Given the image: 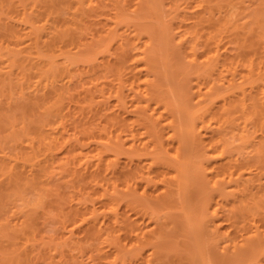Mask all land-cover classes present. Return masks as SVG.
Returning <instances> with one entry per match:
<instances>
[{"label":"bare ground","instance_id":"obj_1","mask_svg":"<svg viewBox=\"0 0 264 264\" xmlns=\"http://www.w3.org/2000/svg\"><path fill=\"white\" fill-rule=\"evenodd\" d=\"M17 1L21 10L14 16L28 25L26 36L29 40L22 45L24 38L21 34L11 32L8 40L0 42V80L4 79L5 82V78L10 79L7 76L13 75L16 68V79L22 93L25 89L22 90L23 86L34 90L63 81L57 84L59 86H53V100L43 111L53 116L52 123L48 122L45 128L49 130L47 133L53 142L50 149L58 145L61 152L53 164L61 168V173L103 187L99 197H106L112 202V205L105 202L100 212H97L99 208L93 206L83 212L79 208L69 209L61 220L62 227H69L67 229L71 235L75 227L86 223L84 229L88 233L92 232L93 240L105 231L118 250L125 248L121 239L126 240L130 244L128 249L134 252L129 264H163L161 256L154 255L155 251H159L153 247V232L144 230L142 222L131 218L128 211L138 206L143 214H149L156 221L159 218L158 205L161 207L176 202L183 210L184 223L192 224V227L188 226L193 228L190 229L192 233L188 231L192 240L190 249L186 248L191 251V254L188 252L190 260L200 252L205 241L207 245L211 239H216L212 242L218 248L215 250L218 256L206 247L204 254L199 256L200 264H227L225 260L230 259V256L235 257L232 258L234 262L238 258L244 262L247 258L243 257L247 253L248 256L253 254L255 258L262 257L264 261V184L260 183L264 174V19L258 15L253 17L257 27H262L256 33L259 48H253L246 42L252 33H247L245 21L238 22L234 18L241 6L233 0H171L167 5L168 11L158 5L157 0H136L134 3L130 0H75L72 12L82 13V9L85 10L83 26L90 30L88 44L82 40L73 46L75 49L72 45L68 47V32L57 27L59 44L41 43L40 31L53 13H47L43 23H36L32 15L39 8V0ZM214 12L218 13L216 19L213 17ZM11 16L10 19L14 17ZM68 20L77 23L81 19L77 20L72 15ZM121 26L132 28L134 33H124V27L121 31ZM143 35L146 38L142 41ZM176 35L178 39L173 42ZM229 43L234 44V49L227 53L226 44ZM72 48L76 51L73 52ZM4 54L5 59L2 58ZM97 55H101V60L96 64ZM181 55L187 59L188 64L185 65L201 66L203 75L209 77L205 90L197 85L195 89L190 86L193 89L190 91L183 81L186 74L178 72L181 67L177 70L171 65L172 60ZM58 57L62 59L61 68L58 66ZM85 61L90 66L87 68L85 65L86 70L82 71L89 76L86 80L90 86L86 83L87 87L83 88V103L74 113L70 109L62 112L59 102L65 94L63 91H66L63 90L64 86L72 82L75 75H80L78 69V73L74 74L70 68L73 64ZM2 68L5 71H1ZM190 69L184 71L190 74ZM3 72L5 75L2 78ZM75 81L79 82V79ZM198 81L194 80V85ZM224 84V90L221 87L216 90L217 85ZM7 89L10 87L1 88L0 92H6ZM129 114L133 117H127ZM86 116L96 117L97 120H85ZM45 124H41L35 132L28 125L32 129L28 127L27 133L29 130L42 137ZM142 134L146 137L143 138ZM83 137L86 140L83 141ZM232 144V149L235 147L239 152L251 154L249 158H255L246 161L231 158L228 153ZM24 145L27 144L24 142ZM121 156L126 159L122 165L119 164ZM48 162L47 159L45 163ZM169 171L173 174H169ZM201 173L203 179H198ZM203 173H208L206 186L208 183L210 185L203 189V183V187L195 184L197 188L203 189L201 192L198 190L200 194L196 197L191 189L194 183L204 182ZM119 183H122L121 188H118ZM230 185L232 189L226 192L225 188ZM148 188H152L153 192L148 191ZM228 196L232 202L229 201V207L226 208ZM223 211L226 212L220 214ZM195 216H199V220L202 223L204 220L205 224L198 222L200 225L197 224L194 229L190 220ZM105 219H108V223L103 228ZM76 220L78 224H75ZM224 224L227 226L223 227ZM203 235L207 237L203 238ZM207 238H211L210 242ZM144 243H151L154 248L145 256L142 254ZM219 243H222V254L217 253ZM91 247V251L96 249L95 245ZM95 252L93 255L96 257L92 253L87 255L89 258L86 257L90 264L97 263L99 256ZM137 260L140 262L135 263Z\"/></svg>","mask_w":264,"mask_h":264},{"label":"rangeland","instance_id":"obj_2","mask_svg":"<svg viewBox=\"0 0 264 264\" xmlns=\"http://www.w3.org/2000/svg\"><path fill=\"white\" fill-rule=\"evenodd\" d=\"M0 1L3 2V3L2 2L0 3V32H1L0 33V42H2V41L5 42L6 40H8L9 34L11 32H17V33L21 34V37L24 38V42L22 43V45L26 44V40L27 41L29 40V38H27V36H26V33H27L26 30H28V27H27L28 25L25 24L24 21L17 20V17L15 18V16H14L18 11L21 10V8L17 5L18 1L17 0H0ZM9 1H11V2H9ZM131 1H133V3H134L136 0H130V2ZM157 1H158V5H161L165 11H168L167 5L169 6V3L171 2V0H157ZM233 1L236 3V5L241 6L240 9L238 7L237 13L235 14L234 18L236 20H238V22L245 21L247 33L253 34V35L250 34L247 37V41H246L247 44L251 45V47H253V48L254 47L259 48L258 45H260V44H258L256 41V35H257L256 33H258V31L260 32L262 27L264 28V23L262 22L261 28L257 27V23L255 22L253 17L255 15H258L260 17V19H264V0H240V1L239 0H233ZM7 2H8V4H7ZM45 4L46 5L49 4V5L46 6ZM74 4H75V0H54V1L53 0H39L37 2V6L39 8L32 15L34 17V19L36 20V23H43L44 22L43 20L46 17V14L49 12L53 13V14H51L52 17L50 18L49 22L45 25V28H43L40 31L41 43L48 42V43L59 44L58 32L55 29V27H57V28H61L62 30H66L65 33L68 32L66 34V36H67L66 40H67L68 47H70L71 45H72L71 47H73L78 42H83V41L85 44L86 43L88 44V41L90 40V35H89L90 30L84 28V26H83V24L86 20V18L83 17V14H85L86 12H85V10L82 9V13H74L73 14L72 11L74 9H72V8H74ZM50 9H51V11H50ZM53 11H56V12H53ZM58 12H60V13H58ZM54 13H55V15H54ZM11 15L14 17H12ZM72 15L75 16L77 20H79V19H81V20L78 21L77 23H73L72 20H68V19H71ZM217 15H218L217 12L213 13V17L215 19H216V17H218ZM7 16L9 17V19ZM10 16L12 17L11 19H10ZM37 21H39V22H37ZM69 23H71V24H69ZM60 25H61V27H60ZM147 25H149V22ZM147 25H145V26H147ZM122 27H124V26H121L120 29ZM146 28H148V27H146ZM122 29H121V31H122ZM250 30H251V32H250ZM125 32L129 33V35H131L130 34L131 32H132V34L134 33L132 28H127V27H124V33ZM176 36L174 37L173 42H176V40L178 39V36L177 37ZM42 38H44V39H42ZM145 38H146V36L143 35L140 40L143 41V39H145ZM226 45H227L226 46L227 53L230 51H233V49H234L233 45L234 44L229 43ZM73 48H75V47H73ZM73 48H72V51L74 50ZM249 48H250V46H249ZM75 51L76 50H74L73 52H75ZM83 51L85 52L86 50H83ZM84 52H83V54H85ZM81 53H82V51H81ZM86 53H87V51H86ZM4 56H6V54H4L2 56V58L5 59ZM97 57H98V59L96 60V64L99 62V60H101V55H97ZM4 59H2V60H4ZM57 59H58L57 62L59 61L58 66L61 68L60 62L62 61V59L60 57H58ZM171 63L170 64L172 66L174 65L175 67H177V70H179L181 67V70L178 72L183 71V74H186V76L184 75L185 80H183V81H185L184 83H187L186 86H188L189 88H190V86H191V88H194L195 86L197 87V85H200L202 90H205V88L208 84L207 80L209 77L206 75H203V73L201 71V69H202L201 66L196 65V67H197L196 68L195 66L189 67L188 65H185V64H188V62H187L186 57H184L183 55H181L180 58H178V59L175 58L174 60H172ZM78 64H75V65L73 64L70 68V72L72 73V71H74L73 73L75 74V73H78L80 71V75L74 76V78L72 80L73 83L67 82L65 84V86H64L65 89H63V90H66V91L62 90L63 94L65 93L63 95L61 101L59 102V106L61 107L62 112H66L68 109H70V112L74 113L78 110V106L83 103L81 101V94L84 91L83 88L87 87L88 82L86 79L89 78V76L86 73H84L83 71L86 68V66H87V68H88V66H90L89 65L90 63L85 61V62H78ZM0 65H2V64H0ZM82 65H83V67H82ZM189 68L192 69V70L190 69L191 73L193 72L192 74L191 73L189 74L188 72L184 71L186 69H188V71H189ZM15 69H14L13 75L7 76V78L11 77L10 79L5 78V82L3 81L4 79L0 80L1 81L0 84L2 83L3 85H5L4 83L7 82L6 83L7 85H5V86L1 85V88L3 90L6 89V87H8V88L10 87V89H7L6 92L4 91L5 93L2 92L3 90H1V92H0V264H90L89 259L87 260V258H89V257H87V255L91 254V253H92L91 255H93L95 251L97 252V253L95 252V254H97V256L100 257V260H99V257L96 259V262H97V263L95 262L96 264H100V263L101 264H122L123 262H127L126 264H129L128 261L130 260V257L134 254V252L130 251L128 249V248H130V246H129L130 244L126 240H124L123 238L121 239V243L125 244V248L118 250L112 244V238L109 237L105 233V231L103 233H101V235H98L99 238H97L95 236V240H93L91 238L94 236L91 234L92 232L90 231L91 233H88L89 231L86 232V230L84 229L87 225L86 223L79 224L77 227H75L73 234H71V235L67 229L69 227H67V228L62 227L61 220L63 218V215L65 213H67L69 209L79 208L83 212L89 208H92V206H93V207L99 208L97 210V212H100L99 210L104 207L103 204H105V202L111 203V204L109 203L108 205H112V202L110 200H107L106 197H104V198L99 197L100 193L103 192V187H101L99 185H95L93 183L92 184L86 183V181H84L85 179L77 180V178H72V175L64 173V172L61 173V168L59 166H56L55 164H53L54 161H56L57 157H59L61 155V152H59L60 149L57 148L58 145L57 146L54 145V148H52V150L50 149V144L53 142L51 141L52 139L50 137V134L47 133V132H49V130L45 129V128H47L48 122H49L48 124L52 123L53 116H52V113L50 116L49 112L46 113L43 111H45L46 106L49 104L50 100L51 101L53 100L52 97L54 96V91L51 89H53V86L56 87L57 84L60 85L63 81H61V82L57 81L56 82L57 84L49 85L50 87L49 86L48 87L41 86V87H39V89H34V90L32 87L23 86L22 90L24 88L25 89L27 88V90L24 89L25 91L23 90V93H22L21 87H20L21 85L18 82V80L16 79L17 69L16 70ZM77 69H78V72L76 71ZM195 69H196V71H195ZM197 69H198V71H197ZM1 71H5V68ZM194 72H197V74ZM200 72H201V74H200ZM97 74H99V73H97ZM0 75H2V73ZM4 75L5 74L3 72L2 78L4 77ZM200 75H201V77H200ZM78 79H79V82H76L75 80H78ZM205 79H206V81H205ZM194 80H195V82H197L198 80L199 81L197 84L194 85ZM86 83H87V85H86ZM219 84H220V81H219ZM59 85H57V86H59ZM51 86H52V88H51ZM67 86L71 89H68ZM79 86L81 87L80 89H78ZM88 86H90V85H88ZM217 86L218 87L216 88V90L217 89L220 90L221 88H223L221 90H224L226 87V84L221 85V86L217 85ZM30 88H32V90L34 92ZM191 88H190V91L193 90ZM72 89L76 92H73ZM48 91H50V92L48 93ZM46 93L48 94V96ZM68 93L72 97L70 95H67ZM79 101H81V102L79 103ZM74 103L77 105H74ZM83 110H88V109L84 108ZM25 113H26V115H25ZM39 115H40V117H42V116L43 117L40 118ZM86 115H88V114H86ZM24 117H26V118L24 119ZM127 117L132 118L133 115L129 114V115H127ZM45 119H47L48 121H46ZM49 119H51V120L49 121ZM87 119L88 120L94 119L93 121L97 120L96 117H92V116H90L89 118H87V116H86L85 120H87ZM41 121H42V123H40ZM44 122L46 123L45 124L46 126L42 129L44 131V135L42 137L35 135V133H32V131L29 132V130L27 133V129L29 126L34 128L33 132H35L37 129H39L40 125L43 124ZM32 128L29 127V129H32ZM23 129H24V131H23ZM142 135H143V138H144V136L146 137L145 134H142ZM259 138L260 137H258L257 139H259ZM84 140H86V137H83V141ZM24 142L27 145H24ZM28 144H31V147H28ZM234 144H235V142H234ZM234 144L231 145V151L228 153L231 158L237 159L238 161H246L248 159L255 158L253 156L251 158H249L248 155H251V154H247L246 152H241V151L239 152V150H237V149L235 150V147H234V149H232ZM88 148L89 147H87L86 149H88ZM57 150H58V152H57ZM47 151H48V153H47ZM53 151H56V153ZM52 157H53V160H52ZM45 159L46 160L48 159V161H49L47 164L45 163L46 162ZM124 161H126L125 157L121 156L119 164L122 165ZM132 167H134V164L132 165ZM56 169H57V171H56ZM16 170H18V171H16ZM170 172L171 171H169V174L172 173V172L171 173ZM204 173H203L204 178H205L204 182L201 181L200 183H194V185L195 184L201 185L203 183V186L204 185L206 186V183H207L206 178L208 176V173H206V174H204ZM199 176H201V177H198V179L199 178L203 179L202 173H201V175L199 174ZM260 179H261L260 183L264 184V174H263V176H261ZM199 181L200 180H198V182ZM121 185H122V183H119L118 188H121ZM197 185H195L191 189V190H193L194 196H196V197L200 194L201 190L208 188L209 187L208 185H210V184L209 183L207 184L208 187L207 186L203 187L201 185L203 187V189H202V187L197 188L198 187ZM64 186H66V187H64ZM231 187H232V185L225 188L226 190L225 189L224 190L226 192H228L227 190H231L232 189ZM196 188H197V190H196ZM151 189L152 188H148V191L153 192ZM93 190H94V192H96L97 195L93 192ZM138 190H140V188H138ZM198 190H200V192ZM53 195H54V197H53ZM196 197H194V198H196ZM227 198H228V205L225 206L226 208H228L229 203L232 202L230 196H228ZM197 200H198V198L196 199V201ZM36 201H37V203H36ZM172 203L175 204L176 202H172ZM172 203H169L167 205L166 204L161 205V207H160V205H158L159 207H157L156 209H157V214H158L159 218H157L156 221L151 219L149 214H145V213L143 214V210L138 208V206L136 207L137 209L135 208V209L129 210L128 212H129L130 216L132 215L131 218L132 217L135 218L137 220V222H142V227L144 228V230L150 229L153 232L152 238H151L152 242H154L153 247L154 248L156 247V250L159 251V252L155 251L156 253H154V255L155 256H158V255L161 256L160 260H162L163 264H179V263L180 264H188V263L200 264L199 259H201V258L199 256L201 254H204L206 247H208L210 250L212 249L211 253L214 252L216 249H218V248H215L216 246H215L214 240H216V239L212 240L211 239L212 237L210 235H208L209 233L207 232L208 234L207 233L206 234L208 235V237L209 236L211 237V238H207V241L208 242L211 241V242L210 243L207 242L208 244L206 245V241L204 240L205 243H204V241L202 242L204 244H203V246H201L200 252L195 255L194 259L190 260L188 255L191 254V251L190 250L188 251V249H190L189 246H190V243L192 242L191 237H190L191 233H192V231H190V229L191 230L193 229V228H191L192 224H187L186 221H185L186 223H184V221H183V219H184L183 218V210L180 209L181 208L180 204L177 203L174 205ZM223 203H224V201H223ZM34 205L36 206V208ZM96 205H98V206H96ZM100 205L102 207H99ZM122 207H124V206H122ZM177 212H179V213L177 214ZM225 212L226 211H223L220 214H224ZM196 217H198V218H196ZM201 221H202L201 219L199 220V216L192 217L190 220V222H192L194 225L193 226L194 229L196 228V226H198L200 224H203V225L205 224L204 220H203V223ZM77 222H79V221L76 220L75 224H78ZM198 222H200V224ZM205 222H206V220H205ZM17 223H20V224H17ZM107 223H108V219H105L104 224H102V227L104 228L107 225ZM75 224H72V225H75ZM184 224H186L187 226H185ZM188 225H190L191 227H189ZM55 226H56V228H55ZM226 226H227L226 224L223 225V227H226ZM188 231H190L191 233ZM87 233L89 235L91 234L90 237L87 236L88 235ZM116 233H118V232H116ZM186 233H187V236H189V237L186 236ZM164 234L165 235L167 234L168 236L166 235L167 236L166 237ZM207 235H206V237H207ZM121 237H123V235H121ZM206 237H204V235H203V238H206ZM203 238H202V240H203ZM124 241H126V242H124ZM212 241H214V242H212ZM218 242H220V241H218ZM62 243H63V245H62ZM148 244L144 243V245L142 246L143 256L149 255L150 252L152 250H154V248L152 247V244L151 243L149 245ZM219 244L220 245H218V247L220 248L222 243H219ZM94 245H95L96 249L94 251H91V250H93V247H91V246H94ZM183 246H185V247H183ZM97 247L99 249L98 251H97ZM99 247H102V248H99ZM8 248H10V249L8 250ZM186 248H188V249H186ZM6 250H8V251H6ZM181 250H182V252H181ZM221 250H222L221 248L219 249V251L217 250V253L219 254V252H220L222 254ZM9 251H11V252H9ZM104 251L108 252V254L105 253ZM98 252H102L103 254L98 253ZM188 252H190V253L188 254ZM130 253H132V254H130ZM214 253H215L214 254L215 256H218L216 254V251ZM98 254H100V255H98ZM154 255H153V257H155ZM93 256L96 257V255H93ZM103 256H104V258L101 259V257H103ZM185 256H187L189 259L186 258ZM184 257L191 262H189V261L187 262V260ZM196 257H198V258L196 259ZM25 258H27V259L25 260ZM229 258L230 259L226 258V260H225V262L227 261V264H228V262H230L229 264H243L244 262H245L244 264H250V263L251 264H254V263L255 264H264L262 257H256L255 258V256L253 254L248 256V253L243 257V259L244 258L246 259V260H244V262H243V260L239 261V258L237 261L235 260L236 262H234V259H232L235 257L230 256ZM113 259H115V260H113ZM209 259H210V257H209ZM241 259L242 258H240V260ZM97 260H99L100 263ZM182 260L185 262H183ZM197 260L199 262H196ZM212 261H214V260H212ZM139 262H140L139 260L135 261V263H139ZM241 262H243V263H241ZM146 264H150V263H146Z\"/></svg>","mask_w":264,"mask_h":264}]
</instances>
